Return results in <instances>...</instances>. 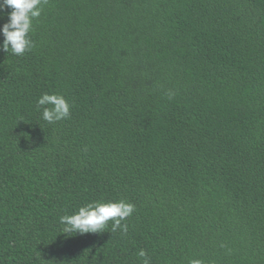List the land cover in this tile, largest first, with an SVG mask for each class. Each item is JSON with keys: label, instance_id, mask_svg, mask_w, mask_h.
<instances>
[{"label": "trees", "instance_id": "16d2710c", "mask_svg": "<svg viewBox=\"0 0 264 264\" xmlns=\"http://www.w3.org/2000/svg\"><path fill=\"white\" fill-rule=\"evenodd\" d=\"M41 8L31 51L0 32V264H264V0ZM120 200L127 234L63 231Z\"/></svg>", "mask_w": 264, "mask_h": 264}, {"label": "clouds", "instance_id": "9594fccd", "mask_svg": "<svg viewBox=\"0 0 264 264\" xmlns=\"http://www.w3.org/2000/svg\"><path fill=\"white\" fill-rule=\"evenodd\" d=\"M46 0H3L0 4V12H7L8 22L0 29L4 37L2 49L15 55H23L31 51L33 41L30 33L33 31V21L41 16V4ZM38 107L43 106V119L48 123L58 122L70 115V105L63 95L43 94L38 99ZM135 206L124 200L117 202L95 201L81 206L75 214L60 217V223L64 225L63 231L69 235L99 234L108 227L111 222V231L118 229L127 234L128 225L122 223L132 215ZM144 258L143 264H149L144 250L138 253ZM189 264H203L199 259L189 261Z\"/></svg>", "mask_w": 264, "mask_h": 264}]
</instances>
